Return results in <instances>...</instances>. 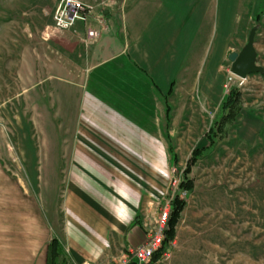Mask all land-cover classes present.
I'll list each match as a JSON object with an SVG mask.
<instances>
[{
    "label": "rangeland",
    "instance_id": "rangeland-1",
    "mask_svg": "<svg viewBox=\"0 0 264 264\" xmlns=\"http://www.w3.org/2000/svg\"><path fill=\"white\" fill-rule=\"evenodd\" d=\"M82 1L92 6L87 22L61 30L53 17L61 0H0V264H19L22 251L60 236L79 93L137 0ZM202 3L205 13L183 16L188 64L200 73L173 94L164 131L179 187L170 183L162 200L178 195L186 206L154 264H264V0ZM245 51L254 69L238 75ZM232 88L241 99L224 110ZM195 149L188 190L181 181ZM58 253L55 264H73Z\"/></svg>",
    "mask_w": 264,
    "mask_h": 264
},
{
    "label": "crops",
    "instance_id": "crops-1",
    "mask_svg": "<svg viewBox=\"0 0 264 264\" xmlns=\"http://www.w3.org/2000/svg\"><path fill=\"white\" fill-rule=\"evenodd\" d=\"M144 3L151 7L147 15ZM204 6L202 0H137L127 9L123 35L117 29L116 38L106 40L79 93L61 234L22 251L19 264H47L54 237L73 264H120L146 241L145 212L162 201L172 179L164 134L172 96L200 73L198 63L191 70L188 64L183 16L190 9L205 13Z\"/></svg>",
    "mask_w": 264,
    "mask_h": 264
},
{
    "label": "built area",
    "instance_id": "built-area-1",
    "mask_svg": "<svg viewBox=\"0 0 264 264\" xmlns=\"http://www.w3.org/2000/svg\"><path fill=\"white\" fill-rule=\"evenodd\" d=\"M54 13V26L57 29H70L78 24V22L86 23L92 12V6L84 3L82 0H61ZM90 36L98 37V30H91ZM172 168V174L175 172ZM177 179H171V184L178 189ZM173 197V196H172ZM170 197L165 202H157L154 209L145 212L143 225L146 230V241L136 248L130 249L120 264H154V256L163 246L165 234L168 229V222L171 212V203L173 198ZM84 264H92L86 262Z\"/></svg>",
    "mask_w": 264,
    "mask_h": 264
},
{
    "label": "trees",
    "instance_id": "trees-1",
    "mask_svg": "<svg viewBox=\"0 0 264 264\" xmlns=\"http://www.w3.org/2000/svg\"><path fill=\"white\" fill-rule=\"evenodd\" d=\"M240 99H241V94L239 93V91L236 90L235 88H232V90L230 91V93L227 96V99L224 101L223 109L225 110V109H227V107L235 105L236 103L239 102ZM168 111H169V108H168ZM230 117H231V115L227 114L226 117H223V119H221L220 122H218L217 128L219 131H221L223 129L222 127H224L226 120H228ZM213 131H214V129H213ZM212 142L213 141L211 139L210 144H212ZM200 152H201L200 149L194 150L193 156H192L190 162L188 163L187 167L184 170L186 178L183 181H181L182 182L181 185H182V187H184L188 190H191L194 185H193V182H191V180L187 176H188V173L191 171V164H193L196 161L197 156L200 154ZM185 206H186L185 200L182 199L181 197H179L178 195L173 199L172 205L170 208L171 209L170 218H169V221H167L168 222V229H167L166 234H165L163 246L160 249V251L155 254V256L153 258L154 259L153 262H156V261H159L160 259H162L163 255L165 253V250H166L165 247H167V245L170 242H173L175 240V237H176L175 233L177 231L176 226L179 222V219L181 217V213L184 210ZM51 240L52 241L49 243L48 249L46 252L47 253V264H55L54 258L59 255V253H58L59 248L62 247L61 242L56 237H54ZM130 264H134V263H130Z\"/></svg>",
    "mask_w": 264,
    "mask_h": 264
},
{
    "label": "water",
    "instance_id": "water-1",
    "mask_svg": "<svg viewBox=\"0 0 264 264\" xmlns=\"http://www.w3.org/2000/svg\"><path fill=\"white\" fill-rule=\"evenodd\" d=\"M108 11H105V14H107ZM249 55V51H245V53L239 58L236 65L234 66V72L238 75L245 74L246 72L252 71L254 67L248 65L246 63V59Z\"/></svg>",
    "mask_w": 264,
    "mask_h": 264
}]
</instances>
